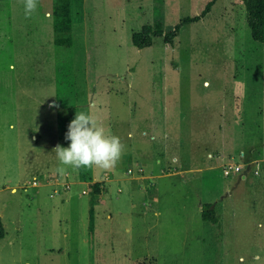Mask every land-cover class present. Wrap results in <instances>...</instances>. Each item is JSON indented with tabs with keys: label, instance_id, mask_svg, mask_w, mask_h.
<instances>
[{
	"label": "rangeland",
	"instance_id": "rangeland-1",
	"mask_svg": "<svg viewBox=\"0 0 264 264\" xmlns=\"http://www.w3.org/2000/svg\"><path fill=\"white\" fill-rule=\"evenodd\" d=\"M206 1L75 0L65 46L54 0L27 18L22 0H0V264H264V172L222 171L264 158V45L244 7L231 28L214 13L171 44L130 41ZM90 106L124 152L115 169L63 166L64 178L53 149L69 144V107ZM109 176L90 235L89 184Z\"/></svg>",
	"mask_w": 264,
	"mask_h": 264
},
{
	"label": "trees",
	"instance_id": "trees-1",
	"mask_svg": "<svg viewBox=\"0 0 264 264\" xmlns=\"http://www.w3.org/2000/svg\"><path fill=\"white\" fill-rule=\"evenodd\" d=\"M75 0H54L52 4V34L54 44H71L72 29V3ZM215 0H207L202 10L193 16L181 17L170 29L163 30L160 24H143L138 31L130 34V41L136 48H143L151 45L153 37H161L163 42L171 44L173 38L177 36L182 25L193 22L205 15ZM245 9L246 24L249 28L250 36L253 40L264 45V0H241ZM71 119L74 118V108L68 109ZM247 160V159H246ZM99 182L89 184L88 196V232L91 235L93 230L94 216L93 205L97 203L100 194ZM202 220L217 223V215L210 203H202L200 209ZM4 228L0 219V238L4 236Z\"/></svg>",
	"mask_w": 264,
	"mask_h": 264
},
{
	"label": "clouds",
	"instance_id": "clouds-1",
	"mask_svg": "<svg viewBox=\"0 0 264 264\" xmlns=\"http://www.w3.org/2000/svg\"><path fill=\"white\" fill-rule=\"evenodd\" d=\"M25 17H30L37 10L38 0H22ZM64 139L69 141L67 147L59 143L53 151L61 165L57 172L63 174L65 167L74 169L98 167L112 170L117 166L125 145L120 137L107 133L104 125L88 111H76L68 123Z\"/></svg>",
	"mask_w": 264,
	"mask_h": 264
},
{
	"label": "crops",
	"instance_id": "crops-1",
	"mask_svg": "<svg viewBox=\"0 0 264 264\" xmlns=\"http://www.w3.org/2000/svg\"><path fill=\"white\" fill-rule=\"evenodd\" d=\"M241 7H244V5H243V3H242L241 0H232L230 3L228 1H225V0H215L214 3L210 6V9L208 10V12H206L204 16H202L201 18H199L196 21H202L206 17L211 16L214 13H217V15L219 17L218 20H219L220 24L222 25V28H229V27L231 28L232 24L235 22L236 17H237V10L238 11H241ZM32 137H34V136H32ZM241 154L242 153H240V156H241ZM243 157H244V159H247L246 160L247 162L250 159V158H246L245 155H243ZM244 159H243V161H245ZM254 159H264V158H261V157H253L252 160H254ZM252 160H249V162L252 161ZM243 161H240V162H243ZM262 172H264L263 169H261V171L259 172V174L262 173ZM63 176L65 178L66 176H68V174L67 173H64ZM238 176H239V179L240 180H243V178L240 177L239 173H238ZM61 177H62L61 174H59V180H61L60 179ZM62 179H63V177H62ZM112 179H114V178L109 176L108 178H104V179L100 180L99 181V187H100V185H101L100 183L102 181L105 183V182H107L109 180H112ZM63 182H66L68 185L70 184V181L69 180L68 181L67 180H64ZM51 184H53V183L51 182ZM53 185H55V184H53ZM53 192H54V190H53Z\"/></svg>",
	"mask_w": 264,
	"mask_h": 264
},
{
	"label": "built area",
	"instance_id": "built-area-1",
	"mask_svg": "<svg viewBox=\"0 0 264 264\" xmlns=\"http://www.w3.org/2000/svg\"><path fill=\"white\" fill-rule=\"evenodd\" d=\"M264 166V159H254L252 161H243L241 163H235V162H225L223 165L222 171L224 175L233 174V173H239L240 177L245 179L246 176L252 172L254 175H258L261 169ZM53 184H59V175L54 176ZM31 184V183H30ZM32 185L36 186V182L33 181ZM63 187H66L68 185L66 182H62Z\"/></svg>",
	"mask_w": 264,
	"mask_h": 264
}]
</instances>
